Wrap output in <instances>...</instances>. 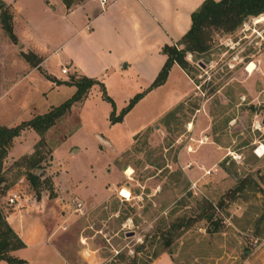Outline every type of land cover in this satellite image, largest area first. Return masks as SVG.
Segmentation results:
<instances>
[{"label":"rangeland","instance_id":"1","mask_svg":"<svg viewBox=\"0 0 264 264\" xmlns=\"http://www.w3.org/2000/svg\"><path fill=\"white\" fill-rule=\"evenodd\" d=\"M207 46L202 54L185 55L191 87L175 71L153 89L106 90L98 80L45 132L41 144L32 130L13 138L1 164L2 204L11 193L27 206L47 198L54 229L47 242L55 250L45 243L23 247L15 259L23 264H62L59 257L64 264L258 262L264 249V154L257 157L255 149L264 148V14L247 19L231 35L210 30ZM46 67L54 80H67L54 66ZM19 72L0 75V92ZM41 73L0 99L1 127L27 122L74 94V87L54 88ZM28 90L46 93V103ZM205 146L216 152L214 161L207 160ZM34 150L41 168L35 172L37 200L19 163ZM202 152V160L192 159ZM216 167L226 177L217 179ZM72 199L81 205L78 213Z\"/></svg>","mask_w":264,"mask_h":264},{"label":"crops","instance_id":"2","mask_svg":"<svg viewBox=\"0 0 264 264\" xmlns=\"http://www.w3.org/2000/svg\"><path fill=\"white\" fill-rule=\"evenodd\" d=\"M203 1L106 0L105 6L100 7L97 2L81 0L66 9L60 0H0L11 14V30L15 38L12 43L0 29V75L7 73L8 69L20 70L19 79L0 92V99L20 81L40 72L54 88L72 87L65 84L71 76L97 82L104 80L106 90L113 87L117 90L149 88L165 61L161 48L176 45L189 29L190 14ZM27 54L36 58L37 65L32 66L23 59L22 56ZM48 64L54 66L59 75H67V80L55 79L58 83H54L55 77L46 67ZM63 67L66 74L60 72ZM173 71L191 87L190 79L178 66L172 65L168 74ZM168 74L164 82L169 78ZM160 87L162 85L157 88ZM40 93L39 90H28L26 94L35 98L41 96L37 101L45 99L46 103V93H41L43 96ZM186 94L180 97L178 104ZM205 147V154L211 156L207 160L212 162L216 152L211 146ZM202 158L203 152L192 157L196 161ZM216 168L217 179L226 177ZM92 198L96 197L92 195ZM2 203L0 197V210L5 221L25 248L49 244L47 241L54 231L49 227L53 204L47 198L39 197L28 206L19 200L18 207L8 209L10 212ZM40 239L44 241L38 243ZM59 258L62 264L66 262ZM255 259L258 262L252 263L248 258L242 264H264V249Z\"/></svg>","mask_w":264,"mask_h":264},{"label":"trees","instance_id":"3","mask_svg":"<svg viewBox=\"0 0 264 264\" xmlns=\"http://www.w3.org/2000/svg\"><path fill=\"white\" fill-rule=\"evenodd\" d=\"M60 1L66 9H69L72 5L81 0ZM262 14H264V0H204L198 8L190 14L189 29L178 40L176 45L163 46L161 48V54L165 57V61L155 79L149 86V89L159 87L164 83L172 65L178 66L184 74L188 76L186 71L190 66L185 60V55L202 54L206 52L208 49L207 42L210 30L219 32L222 35H231L239 29L247 19L254 18L257 20ZM0 29L12 43H15V38L11 30V14L8 7L1 2ZM22 57L30 65H37L36 58L31 54L23 55ZM95 83V81L84 77L74 79L71 76L65 84L74 87L75 92L64 103L52 108L50 111L41 116H36L31 120L23 122L13 128L0 126V186H3L5 182L1 176L2 160L4 159L13 138L17 137L24 130H32L39 137L37 144H41L42 137L45 132L53 127L56 121L68 112L72 104L80 102L84 98L88 89ZM138 98L139 95L130 100L129 104L121 111L120 117H122V115L130 109ZM106 100L109 101L107 98ZM261 111L264 113V104L261 106ZM173 113L174 111H171L168 115H172ZM118 120L119 118L111 120V123L117 122ZM38 154L37 150H34L30 155L19 159V163L22 164L20 167L25 170L27 183L35 190L36 200L38 199V192L36 191L38 175H36L35 172L38 170L41 171L39 166L40 158ZM220 168L225 172L221 163ZM0 191H2L3 194L6 189H0ZM208 220L210 221V218H208ZM23 247L24 245L6 223L0 210V261H4L7 264H23L11 255L12 252ZM154 258H156V256H154L153 259ZM149 263L150 260H147L143 264Z\"/></svg>","mask_w":264,"mask_h":264},{"label":"built area","instance_id":"4","mask_svg":"<svg viewBox=\"0 0 264 264\" xmlns=\"http://www.w3.org/2000/svg\"><path fill=\"white\" fill-rule=\"evenodd\" d=\"M90 1L97 2L100 7H103L106 4V0H90ZM60 72H61V74H66L67 70L61 69ZM258 149H260L259 154H255V155L257 157H261L264 154V148H262V146H260L259 148H256L255 151ZM19 200H20V198L16 193H11V194L7 195L5 198V206L9 207L11 209H14V208L18 207ZM71 206L74 208L73 211L75 213H78L79 211H81V205L77 202L76 199L71 200ZM262 243H264V240L262 241Z\"/></svg>","mask_w":264,"mask_h":264}]
</instances>
